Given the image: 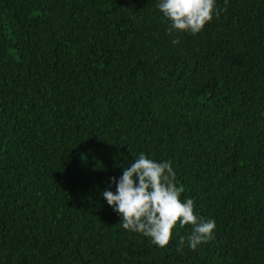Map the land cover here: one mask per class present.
Listing matches in <instances>:
<instances>
[{
  "label": "trees",
  "instance_id": "obj_1",
  "mask_svg": "<svg viewBox=\"0 0 264 264\" xmlns=\"http://www.w3.org/2000/svg\"><path fill=\"white\" fill-rule=\"evenodd\" d=\"M158 3L0 0V264H264V0H216L196 35ZM141 152L207 243L122 227L102 192Z\"/></svg>",
  "mask_w": 264,
  "mask_h": 264
},
{
  "label": "clouds",
  "instance_id": "obj_2",
  "mask_svg": "<svg viewBox=\"0 0 264 264\" xmlns=\"http://www.w3.org/2000/svg\"><path fill=\"white\" fill-rule=\"evenodd\" d=\"M157 8L170 21L168 33H200L205 25L218 18L220 9L216 0H159ZM173 44L179 43L173 40ZM115 192L104 190L103 198L121 217L125 230L149 237L160 248L166 247L173 238V229L191 225L187 245L196 250L213 235L215 221L194 213V201L181 199L185 189L175 183L176 173L172 162L149 158L141 152L117 179L110 178ZM185 237L181 236L177 251H183Z\"/></svg>",
  "mask_w": 264,
  "mask_h": 264
}]
</instances>
